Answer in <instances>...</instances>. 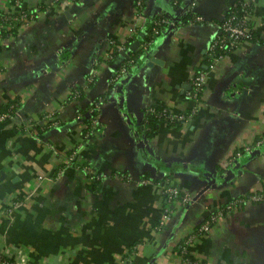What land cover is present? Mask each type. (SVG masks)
Instances as JSON below:
<instances>
[{"label": "crops", "instance_id": "1", "mask_svg": "<svg viewBox=\"0 0 264 264\" xmlns=\"http://www.w3.org/2000/svg\"><path fill=\"white\" fill-rule=\"evenodd\" d=\"M234 1L146 0L142 23L135 0H0V112L9 110L0 255L16 264H264V199L253 198L264 195V0H253L251 38L211 69L205 55ZM22 11L26 20L2 24ZM126 50L135 62L113 78ZM206 68L195 113L148 131L150 106L189 110L185 92ZM164 181L190 199L167 202ZM221 208L183 254L184 239Z\"/></svg>", "mask_w": 264, "mask_h": 264}, {"label": "built area", "instance_id": "2", "mask_svg": "<svg viewBox=\"0 0 264 264\" xmlns=\"http://www.w3.org/2000/svg\"><path fill=\"white\" fill-rule=\"evenodd\" d=\"M69 1V0H64ZM146 0H135V5L140 8V11L138 12V15L142 18V23L145 21V16L142 13V7ZM233 7L229 10V12L225 13V16L219 23V29L217 34L214 36L212 41L210 42L208 48L206 49L205 55L206 59L208 60L207 68L211 69L213 68L216 60H218L223 54L220 51H226L225 53L231 51L234 49L235 46L239 45V43L247 38L251 37V28L249 27V19L252 13V5L253 0H235L233 3ZM29 12L22 11L19 14H3L1 16L2 24H11L12 22H18L21 20H26L28 17L27 14ZM193 19L201 21L202 16L199 14L193 15ZM164 21L163 18H158L153 21V25L151 27V37L149 40H145L144 44L142 45L143 49L147 50L149 47V44L153 40V35H155L158 32V26ZM141 23V25H142ZM140 25V26H141ZM119 50V45H118ZM135 62V58L133 56H130L127 59H124L122 63L118 66V68L115 69V72L113 73V78H117L124 73H126L130 66H132V63ZM198 69L194 75L191 78L190 85L188 89L186 90L185 94L187 98L193 101V105L189 108L188 111H172L166 107H161L159 109H156L154 106L149 107L150 113H154L157 116L161 117V121L165 122L166 124H175V123H182L185 120H187L190 115L194 114L197 110L198 100L199 96L203 90L204 84H205V77H206V71L208 69ZM99 99L98 101H94L92 104V111H91V118H90V126L91 128H94L95 125V116L96 109L99 105ZM96 108V109H95ZM7 116H9V110H4L0 112V120L5 119ZM245 149H249V146H245ZM241 150L238 149L235 154L232 156L233 158L235 156L240 155ZM232 159V158H231ZM90 178H93L92 175H90ZM145 181V180H142ZM162 193L165 197V200L167 202H173L174 200H179L181 203H186L190 196L187 192L181 191V189L175 185L172 182L164 181L162 183ZM264 196V195H263ZM261 194H255L253 195V198L255 200L264 199ZM233 205V202H230L227 204L228 207ZM222 209H219L217 213L212 214L210 217L205 219L198 227L197 229L188 235L181 246V251L183 254L185 253V246L186 244L190 243L191 240L197 235L204 233L208 231L211 222L216 220L218 215L222 214ZM170 209L166 207L165 213L163 215V218L160 221V224H162L165 220V218L168 216ZM128 257H124V260L122 261V264H126ZM0 264H16L15 261L0 255Z\"/></svg>", "mask_w": 264, "mask_h": 264}, {"label": "trees", "instance_id": "3", "mask_svg": "<svg viewBox=\"0 0 264 264\" xmlns=\"http://www.w3.org/2000/svg\"><path fill=\"white\" fill-rule=\"evenodd\" d=\"M233 7V4H231L230 5V8H229V10L231 9ZM229 10H227L226 11V13L227 12H229ZM151 27H148V28H146V32H143V34H142V38H143V40L145 41V40H149L150 39V37H151ZM251 37H252V32H251ZM250 37V38H251ZM248 39V38H247ZM246 40V39H245ZM236 47V46H235ZM234 47V48H235ZM222 54L224 53L225 54V52L226 51H220ZM155 108L156 109H159V108H161V107H158V106H155ZM90 118H91V115L89 116V117H87L86 118V132H87V130L89 131L90 129H91V126H90ZM161 120V117H159V116H157L156 114H154V113H150L149 115H148V117H147V123H148V131H152L155 127H156V125L158 124V122Z\"/></svg>", "mask_w": 264, "mask_h": 264}, {"label": "water", "instance_id": "4", "mask_svg": "<svg viewBox=\"0 0 264 264\" xmlns=\"http://www.w3.org/2000/svg\"><path fill=\"white\" fill-rule=\"evenodd\" d=\"M137 43L139 44V41H137ZM131 48L133 49V46L131 45ZM142 51H143V53H147V50H145V49H143V47H142V49H141ZM121 53L122 54H124V56H125V59H127V58H129L130 56H131V54L129 53V51H121ZM123 61V60H122ZM122 61H121V63H122ZM120 63V64H121Z\"/></svg>", "mask_w": 264, "mask_h": 264}]
</instances>
